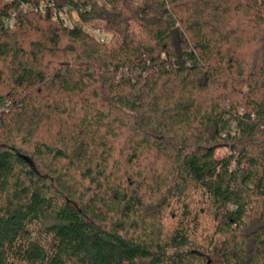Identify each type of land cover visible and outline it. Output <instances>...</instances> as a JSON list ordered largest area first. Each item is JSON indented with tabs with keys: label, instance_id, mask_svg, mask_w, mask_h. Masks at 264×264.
I'll use <instances>...</instances> for the list:
<instances>
[{
	"label": "trees",
	"instance_id": "1",
	"mask_svg": "<svg viewBox=\"0 0 264 264\" xmlns=\"http://www.w3.org/2000/svg\"><path fill=\"white\" fill-rule=\"evenodd\" d=\"M0 264H264V0H0Z\"/></svg>",
	"mask_w": 264,
	"mask_h": 264
},
{
	"label": "built area",
	"instance_id": "2",
	"mask_svg": "<svg viewBox=\"0 0 264 264\" xmlns=\"http://www.w3.org/2000/svg\"><path fill=\"white\" fill-rule=\"evenodd\" d=\"M39 9L41 10L42 13H45V4L42 3ZM52 19L54 21L63 23L69 29H73V27H74L73 17L71 16V14L67 8H63L60 11L55 10ZM8 25L10 27H13L14 20H9ZM98 35L103 42L106 41V38L102 33H98Z\"/></svg>",
	"mask_w": 264,
	"mask_h": 264
},
{
	"label": "rangeland",
	"instance_id": "3",
	"mask_svg": "<svg viewBox=\"0 0 264 264\" xmlns=\"http://www.w3.org/2000/svg\"><path fill=\"white\" fill-rule=\"evenodd\" d=\"M4 1H7V0H4Z\"/></svg>",
	"mask_w": 264,
	"mask_h": 264
}]
</instances>
